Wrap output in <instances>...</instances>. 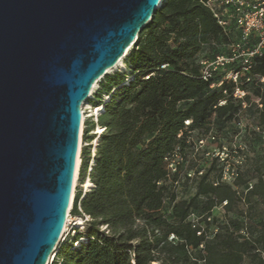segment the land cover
Returning a JSON list of instances; mask_svg holds the SVG:
<instances>
[{"label":"trees","instance_id":"trees-1","mask_svg":"<svg viewBox=\"0 0 264 264\" xmlns=\"http://www.w3.org/2000/svg\"><path fill=\"white\" fill-rule=\"evenodd\" d=\"M229 26L223 9L218 19L200 0H165L126 58L130 72L106 75L98 96L109 100L101 101L98 122H86L85 140L95 138L97 126L104 131L92 166V148L82 150L72 209L74 217L89 220L57 248L53 264H243L246 257L264 264V237H255L242 221L231 220L208 238L191 219L199 209L207 221L218 204L232 208L238 192L231 185L209 183L204 175L192 199L177 200L173 193L171 210H165L168 182L178 181L173 158L184 154L190 134L207 132L212 124L225 128L237 113L235 83L226 73L235 71L241 79L249 67L246 78H264L263 46L251 64L242 67L246 59L240 56V66L230 63L223 73L203 79L199 54L206 46L231 44ZM249 101L247 94L240 103ZM87 178L93 187L83 196ZM247 195H264V179Z\"/></svg>","mask_w":264,"mask_h":264},{"label":"water","instance_id":"water-1","mask_svg":"<svg viewBox=\"0 0 264 264\" xmlns=\"http://www.w3.org/2000/svg\"><path fill=\"white\" fill-rule=\"evenodd\" d=\"M160 7V0H0V264H49L56 254L82 106Z\"/></svg>","mask_w":264,"mask_h":264},{"label":"rangeland","instance_id":"rangeland-1","mask_svg":"<svg viewBox=\"0 0 264 264\" xmlns=\"http://www.w3.org/2000/svg\"><path fill=\"white\" fill-rule=\"evenodd\" d=\"M263 2L264 0H247V3L253 7L249 22L251 25L254 24L259 27V30L254 29L247 35L242 26V23H244L242 12L238 11L234 5L223 9V13L230 23L228 29L232 42L229 45L213 44V46H206L199 54L200 59H208L213 57L215 53H222L225 56L235 55V59L231 63H234L236 67L240 66L242 58L246 59L244 64H241L242 67H245L246 64H251V61L248 62L253 57L251 53L259 48L260 52L263 49L260 44L264 33V17L261 18L259 14L256 16ZM254 6H257L258 9H254ZM245 8L249 7L246 5L244 6ZM259 37L260 40L256 43ZM132 50L133 48L128 54ZM127 57L128 55L123 59L124 63ZM126 66V72L129 73V67L127 64ZM248 68H243L241 79L239 78L237 82H234L235 91L233 97L237 113L233 121L227 124L225 128L212 124L207 132H192L187 141L184 154L178 152L177 156L173 158L175 166L179 165L178 181L176 183L168 182L170 190L165 200V210H171V195L173 193L177 196V200L192 199L197 194L204 175L208 176L207 182L213 183L219 179L222 183L231 185L238 192L232 208H227L226 203L218 204L211 211V216L207 221H205L206 214H202L200 209L195 215L191 216L192 220L200 222V226L208 238H213L218 230H221V228L223 230L224 227H227L231 220L242 221L253 232L255 237L260 235L264 237V195H247L248 190L258 183L259 178L264 179V106L262 104L264 102V78L255 75L246 78ZM225 70L219 71V74ZM126 72L118 67L111 69L108 75ZM105 78L106 76L101 77L99 82L95 83L97 85H94L91 95L90 101L100 103L99 105L97 104L98 107L107 101L106 94L101 93L98 96L101 83L105 81ZM242 86L246 87V91L243 90ZM247 94L250 101L240 103V100ZM87 115H89L87 120L97 121L99 112L95 105L92 106L90 113ZM99 128L97 126L96 130ZM79 183L74 188L75 197L79 191ZM85 183L86 187L81 188L83 196L90 190L87 180H85ZM203 200L204 198H202ZM73 217L71 212L69 221ZM80 221L77 220V226H79ZM71 223L66 228L57 248L74 235V223ZM83 225L78 227L81 231L86 226L85 224ZM53 263L54 260L50 264ZM243 264L253 263L250 258L246 257Z\"/></svg>","mask_w":264,"mask_h":264},{"label":"built area","instance_id":"built-area-1","mask_svg":"<svg viewBox=\"0 0 264 264\" xmlns=\"http://www.w3.org/2000/svg\"><path fill=\"white\" fill-rule=\"evenodd\" d=\"M200 1L203 2L204 5L206 7H208L214 13L215 17H217L218 19L221 17V10L222 9H225V8H228V7L234 5L238 11L242 12V15L244 17L243 18L244 23H242V26L244 28L245 34L246 35L249 34L254 29L259 30L258 26H255L254 24L251 25L249 22L253 7H251V5L249 3H247V0H200ZM246 5L249 8L244 9V6H246ZM254 9L257 10L258 7L254 6ZM257 14H259L261 18L264 17V2H263L261 9H258L256 16H257ZM219 23L221 26L227 27V22L225 20L221 19L219 21ZM260 46H262V47L264 46V33H263V37H262ZM258 53H260V48L258 50H256L255 52H252L251 54L254 56L255 54H258ZM234 59H235V55H232V56H222V55L216 56L212 60L202 59L201 60V67H202L201 74H202L203 79L205 81L211 80L217 73H219V71L224 70L227 67V65H229L232 61H234ZM165 67L166 66H163V68H165ZM238 76H239L238 73L235 71H228L226 73V79L233 80L234 82H237ZM222 83L223 82L219 83L218 85L212 84L211 88H215V86H221ZM89 106H91V107L93 106L90 101H89V103L86 104V106L85 105L82 106L83 132H82V139H81L80 157H81V153H82V150L84 147H91L92 148L91 149V151H92L91 166H92L93 162H94V157L96 155L97 148L100 144V136L103 134L104 129L100 127L99 129L94 130L91 134H93L95 136V138H93L90 142L85 140L86 122L88 121L87 116H89L87 114L90 113V110H91V108H89ZM95 108H97V110L100 109L99 115H97V118L99 119V116L101 114H103V112H104V105L99 106V107L95 106ZM84 114H85V116H84ZM91 118H92V116H91ZM98 119L95 122H98ZM186 125L189 127L191 125V121H186ZM179 137H181V135H179ZM167 160L169 162V165H168L169 170L175 172L176 169L174 168V164L169 159H167ZM81 163H82V159H81ZM90 170H91V168H90ZM79 173H80V171H79ZM87 179H89V178H87ZM77 183H79V175L77 177ZM76 186H77V184H76ZM82 187L85 188L86 183H84L82 185ZM74 200H75V196L73 199L72 206L69 209V212L67 215V223H66V227L64 229V232H65L66 228H68V225H70V223L72 222V223H74L73 230H74V234H75V229L79 227V226H77L78 225L77 220H81L83 222V224H85L89 220V218L86 217L85 219H82V218H78V217H73L69 221V217H71V212H72L73 205H74ZM82 226H84V225H82ZM79 244L80 243H77L76 245L78 246ZM55 255L56 254H54L52 256L51 262H52V260H54Z\"/></svg>","mask_w":264,"mask_h":264},{"label":"bare ground","instance_id":"bare-ground-1","mask_svg":"<svg viewBox=\"0 0 264 264\" xmlns=\"http://www.w3.org/2000/svg\"><path fill=\"white\" fill-rule=\"evenodd\" d=\"M165 2V0H160V4H161V6H162V4ZM131 49H129L128 50V52H127V54L129 53V51H130ZM123 59L124 58H122L120 61H119V63L116 65V67H114V69H116V68H118V67H120L121 69H122V71H124V72H126L127 71V66H126V64L124 63V61H123ZM113 69V68H112ZM111 71V69H109L108 71H107V73H109ZM99 82V81H98ZM97 82V83H98ZM97 85V84H96ZM95 85V86H96ZM94 88V87H93ZM92 92H93V89H92ZM92 92H91V94H92ZM109 100V98L107 97V101ZM89 108H92V107H90L89 106ZM100 111V109H98V112ZM85 115V114H84ZM80 166H81V157H79V160H78V165H77V170H76V175H75V180H74V185H73V192H72V197H71V203H70V207L72 206V203H73V199H74V196H75V194H74V188H75V185L77 184V177H78V175H79V171H80ZM87 181H88V187L89 188H92L93 187V185H92V182L90 181V179H86ZM82 226L83 225V222L82 221H80V223H79V226ZM50 262H51V259H50V261H49V264H50Z\"/></svg>","mask_w":264,"mask_h":264}]
</instances>
